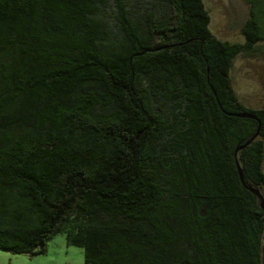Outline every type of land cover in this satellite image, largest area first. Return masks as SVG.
Segmentation results:
<instances>
[{"label": "trees", "instance_id": "1", "mask_svg": "<svg viewBox=\"0 0 264 264\" xmlns=\"http://www.w3.org/2000/svg\"><path fill=\"white\" fill-rule=\"evenodd\" d=\"M245 2L230 43L203 0H0V249L64 232L83 264H264L234 158L264 199V106L229 76L264 53V0Z\"/></svg>", "mask_w": 264, "mask_h": 264}, {"label": "rangeland", "instance_id": "2", "mask_svg": "<svg viewBox=\"0 0 264 264\" xmlns=\"http://www.w3.org/2000/svg\"><path fill=\"white\" fill-rule=\"evenodd\" d=\"M151 3V0H145ZM209 14V29L214 36L230 43L243 42L240 28L248 16L245 0H203ZM112 5L103 8L112 14ZM230 83L237 99L246 108L264 106V53L236 54L229 70ZM264 146V136H259ZM264 172V155L262 161ZM83 248L66 241L65 233L55 234L40 254L13 253L0 249V264H83Z\"/></svg>", "mask_w": 264, "mask_h": 264}, {"label": "water", "instance_id": "3", "mask_svg": "<svg viewBox=\"0 0 264 264\" xmlns=\"http://www.w3.org/2000/svg\"><path fill=\"white\" fill-rule=\"evenodd\" d=\"M234 115L236 116H239V117H249V118H253L255 120L258 121V126L254 132V134L244 143V145L248 144L250 141H252L254 138L257 137L258 133H259V127H260V121L259 119L257 118L256 115L250 113V112H247V111H242V112H239V113H235ZM243 146V145H242ZM240 145H238L236 148H235V151H234V158H235V164H236V168H237V171H238V176H239V179L241 181V183L246 187V189H248L250 192H252L253 194H255L258 199H259V205L260 207L264 210V199L259 191V189L257 188H254V187H251V186H248L244 183V180H243V177H242V172H241V169H240V166L238 164V161H237V158H236V153L237 151L242 147Z\"/></svg>", "mask_w": 264, "mask_h": 264}]
</instances>
